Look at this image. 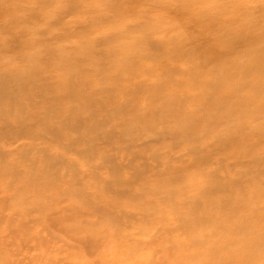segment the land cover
I'll use <instances>...</instances> for the list:
<instances>
[{
  "label": "rangeland",
  "instance_id": "obj_1",
  "mask_svg": "<svg viewBox=\"0 0 264 264\" xmlns=\"http://www.w3.org/2000/svg\"><path fill=\"white\" fill-rule=\"evenodd\" d=\"M250 263L264 0H0V264Z\"/></svg>",
  "mask_w": 264,
  "mask_h": 264
},
{
  "label": "bare ground",
  "instance_id": "obj_2",
  "mask_svg": "<svg viewBox=\"0 0 264 264\" xmlns=\"http://www.w3.org/2000/svg\"><path fill=\"white\" fill-rule=\"evenodd\" d=\"M250 26H248V28L247 29H244V30H240L239 32L240 33H243L244 35L243 36H245L246 38H250L251 37V29L249 28ZM248 68V67H247ZM45 133H47V136L48 137H53L56 133L55 132H53L52 130H46V132ZM114 159V158H113ZM243 176H246V175H244L243 174ZM219 178H213V186L212 187H210V188H207L206 190H205V192L204 193H209V194H211V193H218V192H221V191H223V188L222 187H224L227 183L226 182H224V183H220L219 182V180H218ZM239 179H237V181H234V182H232L233 184H238L239 183ZM238 182V183H237ZM246 182H248V183H251V180H247ZM121 192V191H120ZM231 193V191L229 192V194ZM204 201V203H205V201H206V204H207V206H211V207H213V208H217V207H219V208H224V207H229V206H231V208H234V209H237L238 207H240V208H242V209H246V211H248L249 210V215H250V217H251V211H250V205H251V203L249 202V201H237V200H233V199H231V198H226L225 196L224 197H220V199H217V200H215V201H212V200H203ZM198 202H201V201H198ZM193 205V207H194V204H192ZM256 208V207H255ZM254 213V212H253ZM245 259H249V257H244ZM251 264V263H250Z\"/></svg>",
  "mask_w": 264,
  "mask_h": 264
}]
</instances>
